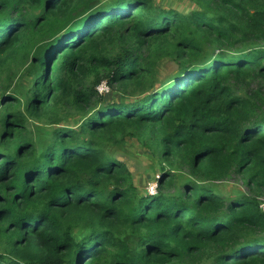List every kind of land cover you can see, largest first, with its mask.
I'll list each match as a JSON object with an SVG mask.
<instances>
[{"label":"trees","instance_id":"obj_1","mask_svg":"<svg viewBox=\"0 0 264 264\" xmlns=\"http://www.w3.org/2000/svg\"><path fill=\"white\" fill-rule=\"evenodd\" d=\"M191 1L0 0V264H264V0Z\"/></svg>","mask_w":264,"mask_h":264},{"label":"rangeland","instance_id":"obj_2","mask_svg":"<svg viewBox=\"0 0 264 264\" xmlns=\"http://www.w3.org/2000/svg\"><path fill=\"white\" fill-rule=\"evenodd\" d=\"M156 4L164 6L166 8H173L180 13H187L192 11L196 6L191 0H153ZM161 73L172 71L173 64L170 63L168 58H165L162 62ZM8 81L7 74L4 77ZM2 81V76H0V85ZM104 82V81H103ZM101 85V84H100ZM12 88H10L11 90ZM105 98L110 100L111 98H122V93L113 92L108 88V90L103 91ZM1 95V92H0ZM0 96V101H1ZM1 111V105H0ZM85 119L76 115L75 117H69V120L65 123L71 127L78 128L80 123ZM36 123V122H35ZM64 123V124H65ZM41 126V124H40ZM34 128V126H32ZM150 142L147 135L141 134L135 137H126L118 143L108 144L107 150L113 154L117 161L123 162L129 169L132 178L134 179V184L139 188L140 192H147L149 194H156V185L158 184V179L161 175V163L152 154L151 149L146 145ZM218 191L223 193L225 197L230 194H244L248 196H256L258 201L264 199V194L260 195L254 192L247 184L244 182L243 178L237 176H232L230 179L225 181L216 182ZM154 192V193H153ZM263 197V198H262Z\"/></svg>","mask_w":264,"mask_h":264},{"label":"built area","instance_id":"obj_3","mask_svg":"<svg viewBox=\"0 0 264 264\" xmlns=\"http://www.w3.org/2000/svg\"><path fill=\"white\" fill-rule=\"evenodd\" d=\"M108 85H107V82L106 81H104V82H102L101 83V85H99V87H98V90L101 92V93H103V91L104 90H108ZM156 190H155V192L158 190V185H156ZM154 193V192H153ZM263 198V197H262ZM260 201V209L262 210V212L264 213V199H260L259 200Z\"/></svg>","mask_w":264,"mask_h":264}]
</instances>
